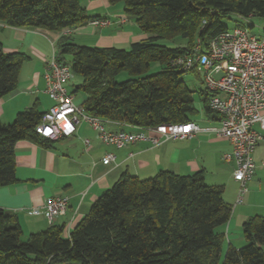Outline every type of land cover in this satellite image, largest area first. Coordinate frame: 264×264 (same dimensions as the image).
<instances>
[{"label":"trees","instance_id":"trees-1","mask_svg":"<svg viewBox=\"0 0 264 264\" xmlns=\"http://www.w3.org/2000/svg\"><path fill=\"white\" fill-rule=\"evenodd\" d=\"M108 1L122 3L150 37L124 48L81 45L64 36L58 61L81 78L73 93L86 95V113L137 127L193 121L199 110L182 79L189 71L172 61L198 41L207 49L213 37L230 29L226 22L234 15L264 19V0ZM94 19L106 18L89 15L80 0H0L6 26L62 31ZM25 59L24 53L5 52L0 42V99L16 89ZM153 63L161 69L148 74ZM122 72L128 78L117 80ZM201 99L205 111L215 113L206 88ZM44 112L35 105L12 123L0 120V187L17 181L19 140L50 146L36 131ZM224 194L225 185L208 184L203 171L182 175L163 169L146 179L124 171L70 230L67 223H55L27 239L17 218L0 207V264H264V215L250 216L243 223L245 244L224 252L225 234L218 227L233 212Z\"/></svg>","mask_w":264,"mask_h":264},{"label":"crops","instance_id":"crops-1","mask_svg":"<svg viewBox=\"0 0 264 264\" xmlns=\"http://www.w3.org/2000/svg\"><path fill=\"white\" fill-rule=\"evenodd\" d=\"M80 1L89 15L110 19V24L96 26L88 22L71 29L69 34L65 30L0 28V42L4 51L26 55L16 89L0 99V120L4 124L12 123L19 112L32 106L36 105L43 112L54 104L46 91L44 75L48 61L59 52L62 37L68 36L81 45L124 48L150 37L117 4L112 5L108 0ZM237 25L246 26L239 21ZM80 82L72 79L66 83L78 105L86 100L84 93H73ZM205 113L200 119L202 122L192 119L204 128L195 136L169 139L160 144L144 140L120 148L107 145L87 121L80 122L74 135L50 140V146L31 139L19 140L15 145L17 181L0 187V207L17 218L23 229V239H27L31 233L49 228L45 214H34L30 210L42 208L50 198L68 197V211L59 217L57 223H67V228L71 229L88 214L93 203L124 171L142 179L153 177L163 169L182 175L203 171L206 182L213 184L209 182L208 175L212 163L221 159L231 167L230 175L222 184L225 185L224 197L233 205V212L229 221L218 227V231L225 234L224 252L230 245L241 248L245 244L243 223L250 216L264 215V139L253 153L256 172L249 184V191L242 204H235L239 189V183L233 176L235 163L223 158L232 147L226 139L219 138L213 130H209L219 125L218 116ZM106 126L112 131L137 133L141 130L123 122L106 121ZM108 153H114L116 159L106 164L103 158Z\"/></svg>","mask_w":264,"mask_h":264},{"label":"built area","instance_id":"built-area-1","mask_svg":"<svg viewBox=\"0 0 264 264\" xmlns=\"http://www.w3.org/2000/svg\"><path fill=\"white\" fill-rule=\"evenodd\" d=\"M110 22V19L91 21L96 26ZM2 26L6 25L0 22ZM70 32L71 29H65L66 34ZM172 63L184 71L204 74L210 94L209 106L220 116L219 125L209 130L231 144L232 150L223 158L235 163L233 176L239 183L235 204H242L256 172L253 153L264 139V37L254 35L246 26L237 25L213 37L207 49L198 41L192 51L175 58ZM44 76L46 91L54 104L44 112L36 131L49 140L74 135L81 121L90 123L102 142L118 148L144 140L160 144L169 139H186L204 129L191 121L139 127L141 130L137 133L112 131L103 119L89 115L82 105L75 103L74 95L66 87L74 73L69 65L58 61L56 53L48 61ZM115 159L114 153H108L103 162L109 164ZM68 202L65 196L50 198L42 208H33L30 212L45 214L49 225H53L66 215Z\"/></svg>","mask_w":264,"mask_h":264},{"label":"rangeland","instance_id":"rangeland-1","mask_svg":"<svg viewBox=\"0 0 264 264\" xmlns=\"http://www.w3.org/2000/svg\"><path fill=\"white\" fill-rule=\"evenodd\" d=\"M117 6L122 7L123 9V4L119 3ZM239 21L249 27L250 31L259 37L264 36V19L259 17V16H251V17H238L234 15L232 19L228 20L226 24L230 27L233 28L236 26V22ZM163 44L169 45V46H174L176 43L174 41L170 40H161L160 41ZM69 59V57H68ZM161 69V65L158 63H153L150 70L148 71V74H153ZM128 78V73L127 72H122L120 75H118L117 80H125ZM76 82L81 81V78L78 76H74L72 78ZM182 79L187 83V85L193 90V96L195 98V104L197 109L199 110L198 114L194 116V120L198 122H202L200 119L204 117L205 110L203 106V101L201 99V90H204L206 88L205 84L203 83L204 79V74L200 73V78L197 77V75L191 71L189 72H183L182 73ZM219 160V159H218ZM215 161V160H213ZM212 161V162H213ZM231 172V167L221 161H216L215 163H212V169L210 170L209 173V182L213 184H222L223 181H225L228 176L230 175Z\"/></svg>","mask_w":264,"mask_h":264}]
</instances>
